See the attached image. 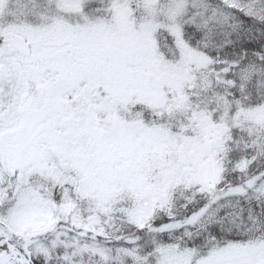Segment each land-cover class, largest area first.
I'll list each match as a JSON object with an SVG mask.
<instances>
[{
    "label": "snow or ice",
    "instance_id": "6c2138e0",
    "mask_svg": "<svg viewBox=\"0 0 264 264\" xmlns=\"http://www.w3.org/2000/svg\"><path fill=\"white\" fill-rule=\"evenodd\" d=\"M0 264H264V0H0Z\"/></svg>",
    "mask_w": 264,
    "mask_h": 264
}]
</instances>
